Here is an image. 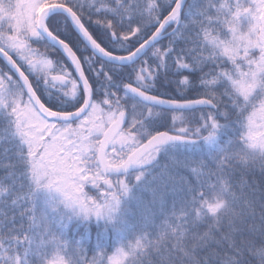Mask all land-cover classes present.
I'll return each instance as SVG.
<instances>
[{
	"label": "snow or ice",
	"instance_id": "snow-or-ice-1",
	"mask_svg": "<svg viewBox=\"0 0 264 264\" xmlns=\"http://www.w3.org/2000/svg\"><path fill=\"white\" fill-rule=\"evenodd\" d=\"M0 264H264V0H0Z\"/></svg>",
	"mask_w": 264,
	"mask_h": 264
}]
</instances>
